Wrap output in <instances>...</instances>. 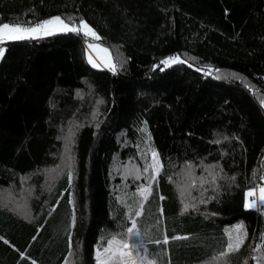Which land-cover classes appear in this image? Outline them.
<instances>
[{"label": "trees", "instance_id": "trees-1", "mask_svg": "<svg viewBox=\"0 0 264 264\" xmlns=\"http://www.w3.org/2000/svg\"><path fill=\"white\" fill-rule=\"evenodd\" d=\"M56 16L99 39L3 45L0 264H98L113 237L134 249L108 264H264V0H0V23Z\"/></svg>", "mask_w": 264, "mask_h": 264}, {"label": "snow or ice", "instance_id": "snow-or-ice-1", "mask_svg": "<svg viewBox=\"0 0 264 264\" xmlns=\"http://www.w3.org/2000/svg\"><path fill=\"white\" fill-rule=\"evenodd\" d=\"M57 32H75V33H83V35L92 37L94 39H99V36L97 33L92 29L86 21L80 20L79 24L77 25L75 22H72L71 24L66 22L63 18L60 16H56L44 21H41L39 23H36L34 26H26L22 24H15V23H0V44H3L7 41H15V40H25V39H38L42 36H50L54 35ZM89 47H93L92 45H89ZM6 49L3 47H0V58H3L4 53ZM106 51V50H105ZM186 61L180 60L179 56L169 57L163 61H161L162 64L165 66H171V63H185ZM89 63H93L91 58L89 57ZM93 66L96 67L97 65L93 63ZM159 67V65L154 66ZM197 71H201V69H196ZM212 69H209L207 71V75L212 74ZM215 71H219L218 69ZM219 79L220 77H215ZM264 103V101H262ZM158 154L153 152V157L155 158ZM153 171L155 174L158 175L159 169L161 165H159L158 160H154V163L151 165ZM148 169H145L147 171ZM138 178V177H137ZM232 179H235L233 177ZM262 180H264V177H261ZM151 194V184L147 187H143L140 189V195L143 196L145 200H147L148 195ZM257 194V189L255 187L250 188L247 192L248 197H254ZM259 202L261 204H264V185L259 187V195L257 197ZM201 203H204L202 200ZM256 201L252 200L245 204L246 208L255 207ZM188 205H183L182 211L188 210ZM193 207H195L193 205ZM143 208V205H141V210ZM141 213L140 211L136 212V215L139 216ZM75 222V216L73 215V224ZM132 227L127 229V232L129 234V237L135 235L139 236L140 233L138 231H135L137 221L132 220ZM243 228V225H236L234 231L236 232L235 237L232 236L231 233H229V241L227 242L226 249L220 253V256H226L232 252H238L240 250V247L242 246L244 239H246V233H241V229ZM177 239H180L181 237H176ZM69 243L71 247V238H69ZM108 247L104 249V254H109L106 256V260H111L113 258H130L132 256V250L130 244L127 242V240H120L116 237H113L108 242ZM165 243H167V239H165ZM115 246V247H114ZM137 247H142L138 245ZM73 252H69V256H73ZM101 253L98 250L97 251V260L98 264H106V261L100 260ZM255 259V258H254ZM66 264L68 262L66 261ZM123 264H135V261H123ZM247 264V262H245Z\"/></svg>", "mask_w": 264, "mask_h": 264}, {"label": "rangeland", "instance_id": "rangeland-1", "mask_svg": "<svg viewBox=\"0 0 264 264\" xmlns=\"http://www.w3.org/2000/svg\"><path fill=\"white\" fill-rule=\"evenodd\" d=\"M66 33H70V32H57L54 35L42 36V37H40L38 39H44V38H47V37H52V36H55V35L66 34ZM25 40H28V39H25ZM15 41H23V40H15ZM15 41H7V42H5V43H3L1 45H4V44L9 43V42H15ZM89 45H92L93 47L90 48ZM87 47H88L87 48V58H88V61H89V57H90L91 60H92V62L97 65L96 67H100V68L110 67V65L112 64V60H111L110 52H109V50L107 48L99 45L98 43H92V44L89 43ZM93 63H91V64L93 65ZM258 195H259V187L257 188V194H256V196H254L252 198V200H255V201H258L259 202V200L257 199ZM252 200H250V197L247 196L246 203L249 202V201H252ZM259 204L263 208V215H264V204H261L260 202H259ZM250 208H254L255 209L256 206L255 207H250ZM138 243L144 249H147V247L149 248V246L147 244L148 242H146L145 240H139ZM133 249H134V247L131 248L130 250L133 251ZM107 255H111V253L105 254V256H107ZM105 256L101 255L100 256V260L101 261H106V264H108L111 260H106V257ZM121 259L122 258H114L113 260L114 261L115 260L116 261L117 260L120 261Z\"/></svg>", "mask_w": 264, "mask_h": 264}, {"label": "built area", "instance_id": "built-area-1", "mask_svg": "<svg viewBox=\"0 0 264 264\" xmlns=\"http://www.w3.org/2000/svg\"><path fill=\"white\" fill-rule=\"evenodd\" d=\"M0 47H3V45L0 44Z\"/></svg>", "mask_w": 264, "mask_h": 264}]
</instances>
